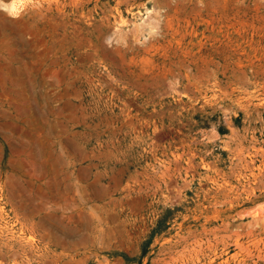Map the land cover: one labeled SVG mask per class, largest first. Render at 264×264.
<instances>
[{
	"label": "rangeland",
	"instance_id": "obj_1",
	"mask_svg": "<svg viewBox=\"0 0 264 264\" xmlns=\"http://www.w3.org/2000/svg\"><path fill=\"white\" fill-rule=\"evenodd\" d=\"M0 264H264V0H0Z\"/></svg>",
	"mask_w": 264,
	"mask_h": 264
},
{
	"label": "bare ground",
	"instance_id": "obj_2",
	"mask_svg": "<svg viewBox=\"0 0 264 264\" xmlns=\"http://www.w3.org/2000/svg\"><path fill=\"white\" fill-rule=\"evenodd\" d=\"M11 8H14V6H11Z\"/></svg>",
	"mask_w": 264,
	"mask_h": 264
}]
</instances>
